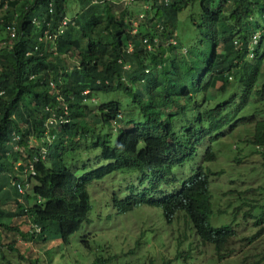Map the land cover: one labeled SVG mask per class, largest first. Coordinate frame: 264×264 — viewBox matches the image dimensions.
<instances>
[{
    "label": "trees",
    "instance_id": "obj_1",
    "mask_svg": "<svg viewBox=\"0 0 264 264\" xmlns=\"http://www.w3.org/2000/svg\"><path fill=\"white\" fill-rule=\"evenodd\" d=\"M70 1L0 0V32L15 29L11 44L0 41L2 263H52L51 242L93 254L85 236L94 225L89 189L111 175L133 182L109 194L108 211L150 208L165 225L183 216L219 261L235 254L242 222L257 229L249 243L263 237L264 185L229 190L222 207L211 179L225 172L209 165L218 160L214 143L249 124L255 130L244 143L264 160V0H80L94 12L73 18ZM60 27L61 35L46 37ZM94 155L98 164L85 163ZM238 156L234 161L245 163ZM30 166L35 176L26 172ZM184 169L190 174L179 173ZM230 213L233 220L222 222ZM145 247L138 240L134 249L108 250L91 264L121 257L158 264ZM161 253L162 264L175 261ZM263 262L264 255L252 264Z\"/></svg>",
    "mask_w": 264,
    "mask_h": 264
},
{
    "label": "rangeland",
    "instance_id": "obj_2",
    "mask_svg": "<svg viewBox=\"0 0 264 264\" xmlns=\"http://www.w3.org/2000/svg\"><path fill=\"white\" fill-rule=\"evenodd\" d=\"M115 1L118 3L120 2V0ZM147 8L148 6H145V9ZM81 11H84L87 14H92L94 12V8L90 4H82L80 0H71L69 17L73 18L75 14ZM139 12L138 16L140 18H142L141 16H145L144 11ZM5 14V11L0 12V18L5 16ZM141 20L143 19H140V22H143ZM140 22L135 21L133 24L135 27H138ZM261 25L263 29L264 21L262 19ZM262 32L263 30L257 34L258 38L262 36ZM12 35L11 31L4 30L0 32V41L11 44L12 42L10 41V38ZM218 86L220 87L221 84ZM112 97L114 96L110 95L105 99L109 100V98ZM114 99L124 100L125 97L121 95L116 96ZM254 130V124L240 126L233 134H227L224 138L214 143L218 160L209 166L214 170V172L219 173L224 171L225 174L211 179V189L214 195V203H219L222 207H225L228 203L229 197L223 196V194L227 193L229 190L236 189L238 192H246L247 190H250L247 189L248 187H251L253 190H257L260 186L264 185V166L262 167L264 160L259 158V156L253 155V147L244 143V141L253 136ZM109 131L110 129L106 127L104 132L107 134ZM114 132L115 131H113V133ZM200 150H202V148ZM241 151H243V154L238 156ZM246 155L248 156V159L245 158ZM237 156L243 159V162L245 163L237 164L234 161V158ZM99 162V159L95 155L91 156L90 160L85 161V163H90L91 165H96ZM102 162V164H107L106 161L104 162L102 160ZM79 164L81 163L79 162ZM179 173L189 175L190 171L188 169H184ZM122 181V178L111 175L101 182L94 183L93 187L89 189L92 196L93 210L91 217L94 219V225L92 228H87L88 230H91L88 231L85 236L91 241L92 248L94 250L93 254L88 253L83 250V248H79V246L75 247L76 245H71L72 247L67 246L65 248V246L62 247L58 245V243L53 244V242H51L48 246L49 251L46 254V261L52 262L53 259H55L52 263L48 264H77L78 260L82 261L81 264H91L95 261L97 256L106 255V251L108 250L114 253L122 254L124 251L134 249L135 242L138 240H141L142 243L154 251L151 254V257L154 255L158 259V264H162L161 252L165 251H168V255L165 254V256L170 259H175L172 264H252L259 261L260 257L264 255V235L253 244L247 241L257 233V229L253 226L252 221L248 223L242 222V225H240L239 228H236L239 236L233 249H235L237 254L227 260L219 262L213 248L201 245L199 237L195 231L191 229V225L186 222L183 216L180 218L179 222H175L172 225H165L160 221L157 211L150 208H143L128 215H115L116 211H108L106 203L109 198V194L112 192L115 193L122 191V193H124L125 184L123 185V182H133L132 179ZM135 183L139 184V182ZM138 186L140 187V185ZM147 186L149 187V185ZM32 188L33 184L29 187L28 192L32 193ZM260 192L264 195V192ZM259 194L260 193L258 191L254 195ZM248 196L251 197V193ZM263 198L264 196H261L260 199L263 200ZM11 208L13 211V207ZM111 214L113 216L112 218H109V215ZM99 215H101V220L99 219ZM230 217L231 220L226 216H224V218L222 217L221 220L222 222L230 223L233 220L231 213ZM213 224L216 227L221 226H217L215 220H213ZM77 237L78 235H76L73 239L76 241ZM19 243L22 244L21 242ZM97 243L103 247V252ZM30 245L31 244L29 243L28 245L22 246L30 248ZM54 247L55 251H53ZM143 248L139 250L140 256L144 253ZM81 250L84 251L83 256H79L78 254ZM23 252H25V250ZM26 255H29V252H27ZM8 256L10 260H14V258L18 259V254H10ZM1 258L0 253V264H3ZM147 259L148 258H146V260ZM16 261L15 264H18ZM137 261L138 260L136 258L131 259L121 257L114 264H127L130 262H132V264H140ZM147 263L148 261L143 264ZM19 264H27V262L21 261ZM41 264H44L43 259ZM262 264H264V262Z\"/></svg>",
    "mask_w": 264,
    "mask_h": 264
},
{
    "label": "built area",
    "instance_id": "obj_3",
    "mask_svg": "<svg viewBox=\"0 0 264 264\" xmlns=\"http://www.w3.org/2000/svg\"><path fill=\"white\" fill-rule=\"evenodd\" d=\"M133 1L134 0H120L121 3L120 2L119 3L120 4H125V5H132L133 4ZM98 3H101V2L97 1L96 4H98ZM141 17L143 18V16H141ZM66 25H67V21L65 20L63 22V26H66ZM9 30L12 32V34H13L12 36H15V29L14 28H10ZM63 32H64L63 27H60L58 34H54V35L49 36V34L46 33V37L50 40V39H53V38L58 37ZM146 43H147V41H146ZM152 47L153 46L150 43H148V49L149 50H153ZM1 95H3V92L1 93ZM26 172L30 173L32 176H35L36 175L33 166H30L29 169L26 170ZM18 189H19V192L20 193H22V194L25 193V189L23 187H21L20 185L18 186ZM38 202L40 203L41 200L39 199Z\"/></svg>",
    "mask_w": 264,
    "mask_h": 264
},
{
    "label": "clouds",
    "instance_id": "obj_4",
    "mask_svg": "<svg viewBox=\"0 0 264 264\" xmlns=\"http://www.w3.org/2000/svg\"><path fill=\"white\" fill-rule=\"evenodd\" d=\"M237 239H238V237H237ZM236 241H237V240H236ZM236 241H235V242H236ZM235 244H236V243H234V246H235ZM234 246L232 247V249L234 248ZM212 248H213V247H212ZM213 250H214V249H213ZM233 250H234L235 254H237V252L235 251V249H233ZM235 254H233L232 257H233ZM226 260H227V259H226ZM219 262H222V261H219Z\"/></svg>",
    "mask_w": 264,
    "mask_h": 264
}]
</instances>
